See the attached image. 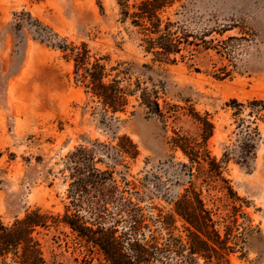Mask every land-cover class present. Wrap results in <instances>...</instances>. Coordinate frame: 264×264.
I'll return each mask as SVG.
<instances>
[{"label":"rangeland","instance_id":"1","mask_svg":"<svg viewBox=\"0 0 264 264\" xmlns=\"http://www.w3.org/2000/svg\"><path fill=\"white\" fill-rule=\"evenodd\" d=\"M163 18L198 38L209 31L205 40L220 54L200 47L173 65L153 62L137 30L121 22L116 0H0V221L11 224L35 209L73 212L70 156L84 149L93 168L121 189L132 184L126 196L148 217L174 214L193 182L221 232L231 227L229 264H264V0H180ZM82 43L101 59L108 80L157 92L168 119L149 114L138 93L123 112L105 111L64 51ZM191 113L207 114L214 126L207 146L217 161L227 160L225 183L191 179L187 158L171 147L174 130L197 133ZM248 133L255 148L244 160ZM131 145L134 158L125 153ZM175 221L180 235L183 222ZM148 225L147 238L161 233ZM38 239L46 264H104L66 227H50Z\"/></svg>","mask_w":264,"mask_h":264},{"label":"trees","instance_id":"2","mask_svg":"<svg viewBox=\"0 0 264 264\" xmlns=\"http://www.w3.org/2000/svg\"><path fill=\"white\" fill-rule=\"evenodd\" d=\"M179 1L116 0L121 22H128L137 30L140 45L146 55L152 56L153 62L173 65L178 58L185 59L183 52L187 51L192 57L200 47L220 54L212 40H205L209 31L198 38L179 23L163 18V14ZM233 39L228 38L227 41ZM64 51H68L67 56L74 62L77 81L105 111L113 114L123 112L128 96L138 93L140 104L149 114L163 123L168 119L158 104L157 92L141 88L138 82L129 83V86L134 85L130 90L129 86L120 87L115 79L108 80L105 65L100 63V58L91 56L86 44L65 47ZM231 105L242 107L235 100ZM190 115L197 123V133L190 135L174 130L171 147L187 158L191 179L208 186L225 183L222 172L227 160L217 161L207 146L213 135V124L207 114L204 117L197 113ZM245 140L241 148L244 160L255 148L254 136L248 133ZM131 147L134 151L125 153L134 158L137 152L133 145ZM87 152L81 149L70 156V206L73 212L66 209L62 216H50L35 209L11 224L0 221V264H46L38 236L41 231L59 226L68 228L77 239L95 248L102 255L104 264H229L228 255L233 251L228 245L231 227L226 226L224 233L221 232L219 222L193 182H189V187L174 204V214L148 217L126 196L131 195L129 187L132 184L126 183L121 189L109 173L93 168ZM193 168L196 175L191 173ZM81 211H86V214L81 215ZM175 216L183 222L180 235L174 234ZM148 222L158 224L161 233L150 232L147 238L145 229H148Z\"/></svg>","mask_w":264,"mask_h":264}]
</instances>
